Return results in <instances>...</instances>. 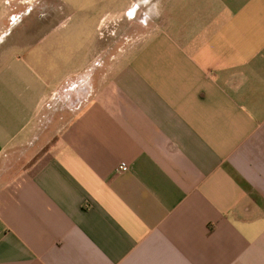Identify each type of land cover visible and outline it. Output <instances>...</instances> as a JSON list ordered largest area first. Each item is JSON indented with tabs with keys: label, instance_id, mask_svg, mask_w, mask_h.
Masks as SVG:
<instances>
[{
	"label": "crops",
	"instance_id": "0c3cea01",
	"mask_svg": "<svg viewBox=\"0 0 264 264\" xmlns=\"http://www.w3.org/2000/svg\"><path fill=\"white\" fill-rule=\"evenodd\" d=\"M55 1L0 0V264H264V0Z\"/></svg>",
	"mask_w": 264,
	"mask_h": 264
},
{
	"label": "rangeland",
	"instance_id": "374dc122",
	"mask_svg": "<svg viewBox=\"0 0 264 264\" xmlns=\"http://www.w3.org/2000/svg\"><path fill=\"white\" fill-rule=\"evenodd\" d=\"M58 4L57 12L53 14L52 19L54 21H63L65 22L63 28L65 26L70 27L72 31L76 29V26H82L86 25L85 28H78V33L76 36V39H80L82 37L89 36L93 42H99V35L105 36V30H103V27L100 29L101 31L98 33V31L94 29V26L99 22L100 18L103 16L104 12H106L111 6L110 0H62V1H55ZM38 3V0H28V4L26 5H34L32 6V10L30 14H27V16L22 17V21H33L38 20L37 12H36V5ZM124 5V2H119L117 5V8H120ZM23 7V6H21ZM9 13L15 14L14 11H10ZM19 13L15 14L18 15ZM10 15V14H9ZM11 16V15H10ZM46 17H44L45 19ZM64 19V20H63ZM20 18L14 22L10 29L8 30L6 34V40L5 44L10 42L15 36L19 30H22V22ZM20 22V23H19ZM22 22V23H21ZM16 23H18L16 25ZM79 23L81 25H79ZM41 29H29V36H36V34ZM112 30V29H111ZM110 30V31H111ZM112 35L113 37H119L121 31L118 29L113 28ZM117 38H115L116 40Z\"/></svg>",
	"mask_w": 264,
	"mask_h": 264
},
{
	"label": "built area",
	"instance_id": "2783aa9c",
	"mask_svg": "<svg viewBox=\"0 0 264 264\" xmlns=\"http://www.w3.org/2000/svg\"><path fill=\"white\" fill-rule=\"evenodd\" d=\"M118 169L121 171H125L127 169V164L125 162H121L118 166Z\"/></svg>",
	"mask_w": 264,
	"mask_h": 264
}]
</instances>
